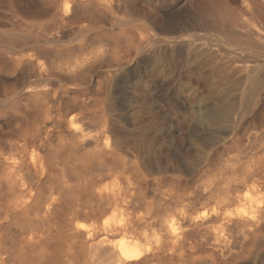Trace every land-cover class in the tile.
I'll use <instances>...</instances> for the list:
<instances>
[{
    "label": "bare ground",
    "instance_id": "bare-ground-1",
    "mask_svg": "<svg viewBox=\"0 0 264 264\" xmlns=\"http://www.w3.org/2000/svg\"><path fill=\"white\" fill-rule=\"evenodd\" d=\"M11 2L18 6L12 16L20 26L0 32V83L6 79L12 87L0 96V264H264V256L253 255L254 243L264 236V140L244 164L236 169L231 165L224 179L201 182L198 195L168 196L182 204L174 208L160 209L146 196L132 203L126 189L100 183L86 188V200L68 199L63 191L64 147L96 155L112 150L108 124L114 68L124 72L131 53L152 57L160 34L150 35L149 48L140 42L129 54L124 47L117 51L112 39L109 21L115 16V0H64L56 6L52 23L36 27L20 18L32 5ZM99 16L108 23L103 40L96 38L85 50L77 47L72 56H59L63 39L79 40L101 29ZM154 27L160 29L159 24ZM136 29L152 30L144 23ZM175 31L166 29L168 34ZM121 34L124 38L126 32ZM241 36L238 44L264 49L259 34ZM98 60L104 64L103 81L89 92L88 81L80 80L91 76ZM17 92L20 102L5 108ZM244 96L240 93L237 107L220 113L217 122L234 147L242 135L264 125L262 110L247 119L256 107L244 106ZM101 103L104 140L97 143L92 133L100 125L94 123L92 109ZM204 107L200 102L193 107V133L208 129ZM173 170L184 179L196 169L176 165ZM247 253L253 255L249 260L244 258Z\"/></svg>",
    "mask_w": 264,
    "mask_h": 264
},
{
    "label": "rangeland",
    "instance_id": "rangeland-1",
    "mask_svg": "<svg viewBox=\"0 0 264 264\" xmlns=\"http://www.w3.org/2000/svg\"><path fill=\"white\" fill-rule=\"evenodd\" d=\"M11 1L0 0V32L20 26L19 20L12 16V10L18 6ZM62 1L52 0V6L47 8L43 0H21V6L28 2L33 8L23 11L20 18L35 27L50 24ZM115 4V16L109 22L113 24L111 37L116 38L117 51L124 47L130 54L140 42L149 48L150 35L155 33L160 34L161 42L152 57L140 58L131 53L124 72L114 68L108 124L110 148L114 147L111 153L96 155L88 150L77 153L66 145L62 160L63 191L69 200H86V188L100 183L101 187L126 189L132 203L146 196L160 209L174 208L182 204L175 201L177 198L169 200L168 196L198 195L201 182L224 179L231 165L236 169L244 164L264 140V125L257 126L242 135L234 147L217 123L220 113L232 112L237 107L240 93L245 95L244 106L256 107L247 119L256 116L259 110L264 111V49L238 44L243 39L242 33L249 38L259 34L264 39V0H115ZM118 19L123 23H118ZM156 22L161 30L154 27ZM98 23L102 30H92L79 40L63 39V46L57 49L59 56H72L74 51L92 46L91 42L103 40L108 23L102 16ZM143 23L152 29L151 33L136 29ZM169 27L177 31L168 34ZM122 32H126L124 38ZM256 54L260 56L254 58ZM98 61L91 76L80 80L88 83L89 92L103 81L104 64ZM113 62L115 66L117 60ZM6 81L0 83V96L12 88ZM20 96L17 92L5 108L11 103L18 104ZM199 102L205 106V120H210L203 134L192 132L193 107ZM101 104L92 109L94 123L100 125L92 133L97 143L104 140ZM2 140L5 141L4 136ZM176 165H193L196 170L191 176L178 178L173 170ZM253 250L258 258L264 256V236L254 243ZM253 255L247 253L244 258L249 260ZM212 264L220 262L213 260Z\"/></svg>",
    "mask_w": 264,
    "mask_h": 264
}]
</instances>
